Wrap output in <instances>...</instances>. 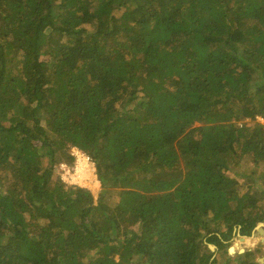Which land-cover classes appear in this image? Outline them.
I'll list each match as a JSON object with an SVG mask.
<instances>
[{
  "label": "trees",
  "instance_id": "obj_1",
  "mask_svg": "<svg viewBox=\"0 0 264 264\" xmlns=\"http://www.w3.org/2000/svg\"><path fill=\"white\" fill-rule=\"evenodd\" d=\"M257 115L264 0H0V264H259Z\"/></svg>",
  "mask_w": 264,
  "mask_h": 264
},
{
  "label": "built area",
  "instance_id": "obj_2",
  "mask_svg": "<svg viewBox=\"0 0 264 264\" xmlns=\"http://www.w3.org/2000/svg\"><path fill=\"white\" fill-rule=\"evenodd\" d=\"M256 120L264 131V115H257ZM238 124L242 125V122L239 121ZM70 155L73 159L71 162L64 160L57 165L60 180L69 186L88 189L97 197L101 183L94 159L76 145L70 147Z\"/></svg>",
  "mask_w": 264,
  "mask_h": 264
},
{
  "label": "rangeland",
  "instance_id": "obj_3",
  "mask_svg": "<svg viewBox=\"0 0 264 264\" xmlns=\"http://www.w3.org/2000/svg\"><path fill=\"white\" fill-rule=\"evenodd\" d=\"M54 175H55V177H58V171H55L54 172ZM248 178H246V179H242V181H243V183L244 184H246V183H248ZM261 196V194L259 195V196H257L258 198ZM264 222V221H263ZM256 230H257V228H255V230L253 231V233L256 235ZM252 233V234H253ZM253 234V235H254ZM243 236H246V235H241V234H238L237 236H235L232 240H231V246H235L236 245V243H239V246H236L235 248L238 250V249H246V248H249V247H255V246H257V243L260 241L259 239H260V237L258 238L257 237V235L255 236V237H257V238H253L254 240H252V241H249V239L250 238H248V237H251L252 235H250V236H247V238L245 239V241L243 242V241H240V237H243ZM248 239V240H247ZM263 242H264V240H263ZM253 244H256V245H253ZM230 246V247H231ZM237 252V251H236ZM232 254H234V253H232ZM224 258H221V262H222V264H224ZM258 262H260L259 264H264V253L258 258V260H257Z\"/></svg>",
  "mask_w": 264,
  "mask_h": 264
},
{
  "label": "water",
  "instance_id": "obj_4",
  "mask_svg": "<svg viewBox=\"0 0 264 264\" xmlns=\"http://www.w3.org/2000/svg\"><path fill=\"white\" fill-rule=\"evenodd\" d=\"M258 230H260V232L263 233V230H264V222H260L257 227H256ZM209 247L212 249V250H216V245L214 244H209ZM245 249H240V252H243ZM230 253H234L236 251V248L235 246H231L230 249H229Z\"/></svg>",
  "mask_w": 264,
  "mask_h": 264
},
{
  "label": "crops",
  "instance_id": "obj_5",
  "mask_svg": "<svg viewBox=\"0 0 264 264\" xmlns=\"http://www.w3.org/2000/svg\"><path fill=\"white\" fill-rule=\"evenodd\" d=\"M253 234H254V233H253ZM253 234H251V235H252L251 237H248V238H250L249 241H252V240H254V239L257 238V237H258V238L260 237V239H259L260 241H259V242H260V243H263V240H264V230H263V233H262V232H260V230L257 229V230H256V235H257V237H255L256 235H255V234L253 235ZM253 238H254V239H253ZM239 239H241L240 241H242L243 238L240 237ZM247 240H248V239H247ZM244 241H245V240H243V242H244ZM253 245H255V244H253Z\"/></svg>",
  "mask_w": 264,
  "mask_h": 264
},
{
  "label": "flooded vegetation",
  "instance_id": "obj_6",
  "mask_svg": "<svg viewBox=\"0 0 264 264\" xmlns=\"http://www.w3.org/2000/svg\"><path fill=\"white\" fill-rule=\"evenodd\" d=\"M260 244H262V243L258 242V243H257V246H255V247H253V248H252V247H249V248H246V249H254V248L258 247ZM263 244H264V242H263ZM255 245H256V244H255ZM236 248H237V247H236ZM216 249H217V247H216ZM229 249H230V247H229ZM246 249H245L243 252H245ZM236 251H237L238 253H243V252H240V249H238V250L236 249ZM236 251L234 252V254L237 253ZM229 253H230V251H229ZM230 254H232V253H230Z\"/></svg>",
  "mask_w": 264,
  "mask_h": 264
}]
</instances>
